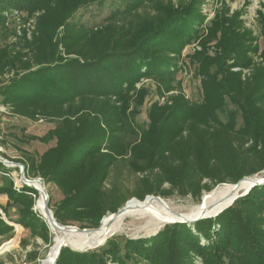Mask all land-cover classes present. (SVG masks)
I'll return each instance as SVG.
<instances>
[{
	"label": "trees",
	"instance_id": "1",
	"mask_svg": "<svg viewBox=\"0 0 264 264\" xmlns=\"http://www.w3.org/2000/svg\"><path fill=\"white\" fill-rule=\"evenodd\" d=\"M105 1L0 0V103L16 116L56 124L32 138L55 145L18 162L27 178L60 189L63 199L51 206L57 222L98 228L132 199L178 194L200 201L218 186L264 173V49L246 25L247 10L225 5L207 22L206 0H111L102 23L76 20L82 8ZM256 14L264 37V2ZM190 46L201 103L175 85ZM145 80L155 82L161 100L143 128L136 118L148 97ZM226 100L241 113V126L236 112L221 119ZM1 195L7 218L10 207H21L9 221L47 242L49 225L33 209L38 192H16L10 180ZM13 231L0 213V237ZM107 245L104 255L63 247L56 264H107L106 257L112 264H196L195 257L264 264V186L215 218Z\"/></svg>",
	"mask_w": 264,
	"mask_h": 264
},
{
	"label": "rangeland",
	"instance_id": "2",
	"mask_svg": "<svg viewBox=\"0 0 264 264\" xmlns=\"http://www.w3.org/2000/svg\"><path fill=\"white\" fill-rule=\"evenodd\" d=\"M110 2L111 0H106L101 5L93 4L82 8L76 15V20L88 26H94L102 23L104 18L112 10L108 6ZM263 2L264 0H206L204 13L208 16L207 22H209L208 20L213 18L215 11L221 9L225 5L230 8L231 12L246 9L247 13L243 17L246 21V25L259 37L260 48L264 49V37H261L259 34L256 22V11L260 8V4ZM247 4L249 5L247 6ZM25 15V13H15V16L18 17ZM194 49L195 46H190L183 51L182 60L179 65L181 69L176 75L175 85H179L181 87V90L188 101L191 103H201L203 100L201 84L202 79L197 74L196 66L191 64L189 59V56L193 54ZM143 83L148 90V97L140 109V115L136 118V124L139 127L146 128L149 124L148 110L151 104L161 99L158 95L157 85L154 81L145 80ZM224 110L225 111L223 113H220L222 120H226V116L229 112H236L238 116V126L242 125L241 113L228 100H226V107ZM55 126V123L46 121H31L26 118L16 116L8 107H5L0 103V153L6 156V159L4 158L6 161L13 163H19L18 161H23L29 156L38 157L54 146L55 142L44 144L32 138L45 136L50 130L54 129ZM5 168L7 169L3 170V173L0 172V186H7L10 180H12L13 188L16 192H22L23 186L26 185L20 181L19 167L10 166ZM263 174L264 173L259 176H262ZM31 179L32 178H29V180ZM134 180L135 178L132 177L127 183L129 187H133ZM41 182L44 184L45 189L48 192L51 204L50 207L57 205L63 199L60 189L53 183H45L42 179ZM207 193L208 192L203 193L200 201H195L191 196L182 197L178 194H174L163 199L173 211L183 214L190 212L194 206L200 204L204 195ZM35 198L36 203L33 209L35 212L40 214V212L36 209L38 197L35 195ZM1 200L3 201V208L6 207L8 204V197L3 195V199ZM20 208L21 207L19 205L10 207L8 209L9 218H7L3 212V219L14 228V231L11 235L0 237V249H2L0 251H3L0 253V262L3 264H44L48 254L53 249L54 245H56V235L52 231L51 227H48L49 239L46 242L41 238L33 237L31 231L24 228L20 224L10 222L9 220L16 221L19 218L18 211ZM126 223L128 225L126 224L124 231L114 235L109 240L114 238L120 242H124L126 239L138 240L152 238L161 232L165 226H167V224H165L155 232L151 226L152 222H150V219L148 218L138 221L128 220ZM70 226L79 227V224L70 223ZM107 242L108 241H106L102 246L89 249L86 252H98V254L102 255L104 250L108 247ZM12 243V247L7 248V246H10ZM203 244L206 245V242H203ZM106 258L107 264H112L109 261V257ZM195 263L203 264L202 260L198 257H195Z\"/></svg>",
	"mask_w": 264,
	"mask_h": 264
},
{
	"label": "bare ground",
	"instance_id": "3",
	"mask_svg": "<svg viewBox=\"0 0 264 264\" xmlns=\"http://www.w3.org/2000/svg\"><path fill=\"white\" fill-rule=\"evenodd\" d=\"M263 179L264 174L262 176L258 175L241 182L239 187H234V185L231 184L218 186L213 191L205 194L200 204L194 206L190 212L183 214L173 211L163 198L159 200L155 197H148L144 201L132 200L128 203L125 211L121 214H111L109 216H106L102 222L101 229L96 233L79 232V230L75 227L62 228L58 224L50 222V227L56 235L57 242L48 254L46 260L44 261V264H51L56 255H58L62 246H67L76 250H89L102 246L111 237L123 232L128 220L138 221L148 218L150 219V222H152L151 226L156 232L165 224H172L177 221H181L182 219H196L204 211L211 207H213V211L211 214H215L225 206L235 201L239 195L246 192L252 186L253 182H260ZM24 185L28 187L34 186L39 190V198L37 201L36 209L43 217L45 215L44 190H46L44 184L39 181V179H31ZM220 203L223 204L219 205ZM217 205H219L220 207H218ZM46 220L49 221V218H46ZM12 245L13 243L10 244V246H7V248L12 247ZM1 252L3 251H0V253Z\"/></svg>",
	"mask_w": 264,
	"mask_h": 264
},
{
	"label": "water",
	"instance_id": "4",
	"mask_svg": "<svg viewBox=\"0 0 264 264\" xmlns=\"http://www.w3.org/2000/svg\"><path fill=\"white\" fill-rule=\"evenodd\" d=\"M0 162H1L5 167H10V166H17V167H19V169H20V181H21L22 183H24V184H26V183L29 181V178H27V176H26V174H25V166H24L23 164H20V163H13V162H8V161H6V160H5L3 157H1V156H0ZM250 178H253V177H245V178L241 179L237 184L234 185V187H239L240 184H241V182H243V181H245V180H248V179H250ZM39 181H41V178L39 179ZM259 186H260V187H261V186H264V179H263L262 181H260V182H253V183H252V186H251L246 192H244L243 194L239 195L238 198H236V200H238L239 198H241V197H243V196L248 195L249 192H250L252 189H254V188H256V187H259ZM29 187H30V186H29ZM30 188L36 190L37 192L39 191L38 189H36V188H34V187H30ZM44 193H45V202H44V212H45V215H44L43 217H44V218H45V217H46V218H49V221H47L46 218H45V221L47 222V224L49 225V227H50V222H53V223L58 224V225H59L60 227H62V228H74V227H75V228H77V229L79 230V232H84V233H85V232H86V233H96V232H98V231L101 229V225H102V222H103V220L105 219V217L102 219L100 227H98V228H92V229H81V228L76 227V226H64V225L60 224V223L57 222V220L55 219L54 214H53V211L51 210V207H50V198H49V195H48L47 190H44ZM148 197H155V196H148ZM148 197H146V199H147ZM155 198L161 200V197H159V196H157V197H155ZM146 199H145V200H146ZM132 200L139 201V200H137V199H132ZM132 200H130V201H132ZM236 200H235V201H236ZM130 201H129V202H130ZM235 201H233V202L230 203L229 205L225 206L224 208H222L219 212H217V213H215V214H211L212 211H213V207H211V208L207 209L206 211H204V212H203L199 217H197L196 219H192V220H190V219H182L181 221H177V222H175V223H180V224H194V223H196V222H198V221H200V220H203V219L215 218V217L219 216L220 214H222L224 211H226L228 208H230V207L234 204ZM129 202H127L126 205H125L123 208H121L120 210H118V212H116L115 214H112V215H119V214H121L122 212H124ZM222 204H223V203H220L219 205H222ZM219 205H217V206L220 207ZM172 224H174V223H172ZM63 247H67V246H62V247L60 248V251H59L58 255L56 256V258L53 260V262H52L51 264H56L57 259H58L59 255H60L61 249H62ZM67 248H69V247H67ZM70 249L73 250V251H75V252H79V253H84V252L87 251V250H76V249H73V248H70Z\"/></svg>",
	"mask_w": 264,
	"mask_h": 264
},
{
	"label": "crops",
	"instance_id": "5",
	"mask_svg": "<svg viewBox=\"0 0 264 264\" xmlns=\"http://www.w3.org/2000/svg\"><path fill=\"white\" fill-rule=\"evenodd\" d=\"M1 199H3V195L0 196V209L3 208V201Z\"/></svg>",
	"mask_w": 264,
	"mask_h": 264
},
{
	"label": "built area",
	"instance_id": "6",
	"mask_svg": "<svg viewBox=\"0 0 264 264\" xmlns=\"http://www.w3.org/2000/svg\"><path fill=\"white\" fill-rule=\"evenodd\" d=\"M164 101V100H163ZM0 213H1V215L3 216V211L0 209Z\"/></svg>",
	"mask_w": 264,
	"mask_h": 264
}]
</instances>
